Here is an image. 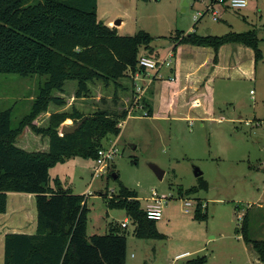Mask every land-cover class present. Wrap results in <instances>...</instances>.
I'll use <instances>...</instances> for the list:
<instances>
[{
    "label": "rangeland",
    "instance_id": "rangeland-1",
    "mask_svg": "<svg viewBox=\"0 0 264 264\" xmlns=\"http://www.w3.org/2000/svg\"><path fill=\"white\" fill-rule=\"evenodd\" d=\"M213 2L214 8L210 7ZM247 2L244 8L232 9L213 0H99L100 17L124 22L121 34L145 30L153 36L151 45L157 55L143 51L141 56L162 61L173 54L175 67H162V76L153 79L143 95L152 101L153 114H144L146 108L130 107L137 99L127 77L123 83L129 90L118 89L114 96L113 84L96 81L90 84L88 98L76 97L77 82L67 81L64 92H55L64 97L65 104H50L34 121L47 126L52 113L71 112L73 106L86 114L125 108L136 113L126 118L119 135L109 134L103 140V147L116 144L119 151L104 171L94 170L95 158L82 156L50 168L52 186L59 181L64 188L86 195L88 235L108 232L110 223L120 230L127 218L124 208L107 203L118 192L119 180L138 191L143 207L153 192L169 197L164 217L157 220L163 239L139 238L129 220L126 264H183L188 258L176 255L184 250H196L189 258L206 254L205 264H258L255 250L237 230L248 213L251 236L264 239V0ZM196 18L200 19L196 22ZM194 29L213 35L255 29L263 58L256 62L254 50L242 44L222 46L217 62L214 49L208 46L184 43L174 52L177 31ZM174 73L176 80L171 81ZM45 78L0 73V108L12 109L13 126L30 112ZM65 124L75 122L67 118L58 129ZM38 136L27 127L18 138L19 145L28 142L24 147L30 151L46 149L48 138ZM151 164L165 171L162 179ZM196 168L203 172L201 176H196ZM11 192L8 214L0 213V224L16 222L30 231L37 218L36 197ZM186 199L193 203L189 213L183 207ZM198 204L207 211L206 218L194 217ZM11 209L14 214H9ZM3 249L2 244V261Z\"/></svg>",
    "mask_w": 264,
    "mask_h": 264
},
{
    "label": "trees",
    "instance_id": "trees-1",
    "mask_svg": "<svg viewBox=\"0 0 264 264\" xmlns=\"http://www.w3.org/2000/svg\"><path fill=\"white\" fill-rule=\"evenodd\" d=\"M173 38L177 42L174 52L184 43L208 46L215 51V62L219 49L226 44L252 48L256 62L263 58L255 29L222 35L179 30ZM153 39L145 30L121 34L117 27L108 25L98 16V0H0V73L46 76L30 112L18 126L12 124V109L0 108V213L7 210L10 191L35 194L37 206L34 233L6 234L3 264H126L127 230L110 223L108 232L88 235L86 195L64 188L59 181L52 186L50 168L73 156L96 159L103 140L109 134L119 135L130 108L86 114L73 106L71 112L52 113L47 126L34 121L49 110L50 104H65L64 97L55 92H64L67 81L77 82L76 97H90V84L96 81L105 86L113 84L116 96L118 89L129 90L123 83L127 77L134 91L128 70L139 69L143 51L154 53ZM135 105L132 100L130 107ZM141 105L146 115L153 114L150 99L143 98ZM67 118L79 127L62 135L58 127ZM27 127L37 137L48 138L46 149L30 151L24 147L28 142L19 145L18 138ZM114 175L119 180V173L114 171ZM107 203L111 208L125 209L139 238L165 237L157 228V220L147 216L138 191L122 181ZM202 209L198 204L195 218L208 216ZM237 230L264 262V239L251 236L248 213L242 216ZM207 260L206 254L197 255L183 264H205Z\"/></svg>",
    "mask_w": 264,
    "mask_h": 264
},
{
    "label": "built area",
    "instance_id": "built-area-1",
    "mask_svg": "<svg viewBox=\"0 0 264 264\" xmlns=\"http://www.w3.org/2000/svg\"><path fill=\"white\" fill-rule=\"evenodd\" d=\"M216 2H219L223 5H226L232 9H241L247 6L248 2L247 0H213ZM214 2L210 7L214 8ZM209 7V9H210ZM214 19H219L217 16V12L214 11L213 13ZM198 18H196L197 20ZM173 57L172 52L168 55V57L165 60H158L156 57L143 55L140 57L139 60V69L137 70H131L130 75L133 78L134 81V91L136 92V106H139L140 108H143V106L140 104L141 99L143 98V95L145 94L146 90L149 87V84L151 81L157 77H161L160 75L161 68L164 66H168L171 69L173 68L172 59ZM155 70V72H153ZM169 79L176 80V75H172L169 77ZM148 80V82H147ZM150 81V82H149ZM253 93V91H252ZM146 112H144L145 114ZM132 113L130 112L129 115ZM123 125V124H122ZM119 153L118 148L116 144H112L111 146L102 147L98 151V156L96 158L97 166H95L94 170L96 172H102L105 169L109 167V165L112 163L116 155ZM169 197L168 196H160L157 192H153L151 196H149L147 200V204L144 208L145 212L147 213V216L151 219L159 220L164 217V206L167 203ZM193 205L192 201L189 199L184 200L183 207L184 211L189 213L191 210V206ZM129 218L127 217L125 220L121 222V227L126 229L128 227ZM186 255V253H182L178 255L177 257H182Z\"/></svg>",
    "mask_w": 264,
    "mask_h": 264
},
{
    "label": "crops",
    "instance_id": "crops-1",
    "mask_svg": "<svg viewBox=\"0 0 264 264\" xmlns=\"http://www.w3.org/2000/svg\"><path fill=\"white\" fill-rule=\"evenodd\" d=\"M99 1V0H98ZM98 16H99V8H98ZM99 18L100 19H102V20H104L108 25H110V26H112V24H113V22H115V21H113V20H107V19H105V18H102V17H100L99 16ZM122 20V19H121ZM123 24H124V22L123 21H121V25H119L117 28H118V31L120 32V30H121V28H122V26H123ZM209 31V30H208ZM177 49H179V48H177ZM176 52H177V50H176ZM174 65V67H175V64H173ZM173 67V68H174ZM175 74V73H174ZM158 78V77H157ZM169 80V79H168ZM171 88V87H170ZM163 91L162 92H164V89H162ZM161 92V93H162ZM167 92H168V94H172V89H169V90H167ZM199 96H202L201 94H199ZM174 106V105H173ZM187 113H189V112H187ZM196 117H198L197 115H196ZM12 192L10 191V192H8V203H7V210H6V213H4V214H8V210H9V202H10V199H9V195L11 194ZM29 196H30V198L31 199H33V197L35 196L33 193H27ZM13 211V209H11L10 210V213L9 214H11V213H13L12 212ZM14 214V213H13ZM12 214V215H13ZM7 216V215H6ZM24 220V219H23ZM34 221V220H33ZM22 222H20V223H18V225L19 224H21ZM33 223H35L33 226H30L29 228V230L30 231H26V227H24V226H21V225H19V226H17V223L15 222L14 224H11L10 222H7V223H1L0 224V251H1V245L3 244L4 245V241H5V236H6V234H8V233H13V232H28V233H33V232H35L36 231V226H37V218H36V222H33ZM33 223H31V224H33ZM121 224V223H120ZM23 225V224H22ZM251 245V244H250ZM253 248V247H252ZM254 249V248H253ZM196 251V250H195ZM195 251H191V250H184V251H182V253H186V255H184V256H182V257H177L178 255H180V254H182V253H179V254H177L176 255V258L177 259H181V258H189ZM3 252H4V249H3ZM256 252V251H255ZM255 259L257 260V263L258 264H264V262H262V261H260V259H259V256H258V254H257V252H256V254H255ZM3 262H4V256H3V261H2V256L0 257V264H3Z\"/></svg>",
    "mask_w": 264,
    "mask_h": 264
},
{
    "label": "water",
    "instance_id": "water-1",
    "mask_svg": "<svg viewBox=\"0 0 264 264\" xmlns=\"http://www.w3.org/2000/svg\"><path fill=\"white\" fill-rule=\"evenodd\" d=\"M121 21H122L121 19H118V20L115 21V24H120ZM78 127H79V124H74V125L65 124V125L62 126L60 132H61L62 135L65 134V133H71V132H74ZM151 167L154 169V171L156 172V174L158 175V177L160 179H162L164 177L165 171L162 168H160L156 164H151ZM195 174H196V176H201L203 174V172L200 170V168H196L195 169ZM114 177L116 178L117 175H114Z\"/></svg>",
    "mask_w": 264,
    "mask_h": 264
}]
</instances>
